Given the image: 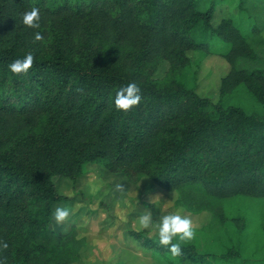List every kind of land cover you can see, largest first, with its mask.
<instances>
[{
  "label": "trees",
  "instance_id": "obj_1",
  "mask_svg": "<svg viewBox=\"0 0 264 264\" xmlns=\"http://www.w3.org/2000/svg\"><path fill=\"white\" fill-rule=\"evenodd\" d=\"M200 0H0V259L4 264H75L86 240L78 230L53 229L54 205L69 198L55 179L76 183L89 164L149 179L178 193L175 205L209 212L206 229L226 225L227 204L264 199V2L240 0L255 20L248 38L233 18L213 25L216 2ZM40 10V28L22 14ZM254 8V9H253ZM43 34L42 41L34 35ZM229 44L230 65L218 102L185 80L187 53L210 54L211 42ZM29 52L27 73L9 65ZM169 69L155 79L159 67ZM135 81L142 100L117 110L116 90ZM245 87L261 110L226 104ZM240 230L246 221L232 220ZM264 229V211L261 213ZM159 264H236L238 249L200 253L182 245L171 258L157 237L134 234ZM7 247H4V245Z\"/></svg>",
  "mask_w": 264,
  "mask_h": 264
},
{
  "label": "rangeland",
  "instance_id": "obj_2",
  "mask_svg": "<svg viewBox=\"0 0 264 264\" xmlns=\"http://www.w3.org/2000/svg\"><path fill=\"white\" fill-rule=\"evenodd\" d=\"M211 1L200 0L201 7L207 9ZM214 1V26L223 18L231 17L248 38L254 36L255 20L240 10V0ZM259 2L263 3L264 0ZM261 36L264 39V31ZM211 50L210 54L199 51L187 53L193 66L186 73L185 80L201 97L218 102L221 82L230 72V65L223 57L229 50V44L216 37L211 42ZM168 69L169 64L162 63L154 78L163 79ZM225 103L241 106L249 112L261 110V105L243 86L229 95ZM55 183L58 193L69 199L54 205L53 229L67 232L75 227L78 238L86 240L81 260L75 264H159L134 237L135 233L157 237L154 228L140 227L138 218L151 212L153 223H156L160 216L177 211L192 220L196 233L194 239L185 245L195 246L200 253L215 254L235 248L242 256V260L236 264H264V229L261 221L264 199L237 198L230 201L226 207L230 222L206 229L212 222L209 212L191 214L177 208L175 202L178 193L168 192L149 179L133 184L124 175L112 174L102 165L89 164L76 183L64 177H57ZM65 206L71 209V214L58 223L54 216L55 209ZM238 217L246 221L243 231L232 221Z\"/></svg>",
  "mask_w": 264,
  "mask_h": 264
},
{
  "label": "clouds",
  "instance_id": "obj_3",
  "mask_svg": "<svg viewBox=\"0 0 264 264\" xmlns=\"http://www.w3.org/2000/svg\"><path fill=\"white\" fill-rule=\"evenodd\" d=\"M40 21L41 15L38 8H32L22 14V23L29 28H40ZM43 39V34L37 31L34 35V40L42 41ZM33 61L34 55L29 52L22 59L14 60L9 65V69L13 74L27 73L32 67ZM141 100L140 86L135 81H132L116 90L113 103L117 110L128 112L134 106H138ZM70 214L71 209L69 207H57L54 213L55 220L58 223L63 222ZM153 219L152 213L148 212L138 218V224L145 229L154 228L157 232L159 245L168 249L171 258L179 260L182 256V245L192 241L196 235L192 220L187 216L181 215L179 211L160 216L156 223H153ZM4 247H7V245L5 244ZM0 264H4V260L0 259Z\"/></svg>",
  "mask_w": 264,
  "mask_h": 264
}]
</instances>
